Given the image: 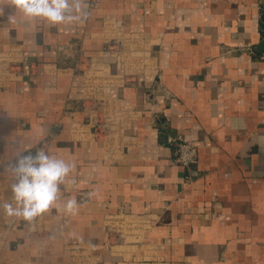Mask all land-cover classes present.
I'll use <instances>...</instances> for the list:
<instances>
[{
    "label": "crops",
    "instance_id": "1",
    "mask_svg": "<svg viewBox=\"0 0 264 264\" xmlns=\"http://www.w3.org/2000/svg\"><path fill=\"white\" fill-rule=\"evenodd\" d=\"M87 3L51 25L0 0V64L33 66L0 71V204L18 153L75 163L55 209H0V264H264V0Z\"/></svg>",
    "mask_w": 264,
    "mask_h": 264
},
{
    "label": "clouds",
    "instance_id": "2",
    "mask_svg": "<svg viewBox=\"0 0 264 264\" xmlns=\"http://www.w3.org/2000/svg\"><path fill=\"white\" fill-rule=\"evenodd\" d=\"M28 19H40L51 25L85 22L90 13L87 0H7ZM14 173L10 189L13 203L4 202L0 209L9 217L32 222L40 215L55 209L75 163L49 155L43 148L33 154L18 153L10 164ZM64 211L76 215L80 205L76 197L68 198Z\"/></svg>",
    "mask_w": 264,
    "mask_h": 264
},
{
    "label": "built area",
    "instance_id": "3",
    "mask_svg": "<svg viewBox=\"0 0 264 264\" xmlns=\"http://www.w3.org/2000/svg\"><path fill=\"white\" fill-rule=\"evenodd\" d=\"M120 42L105 41L102 47L103 53L112 57H118L122 49H120ZM1 62V61H0ZM0 64V71H10L14 77H25L32 72V65L28 61L18 63ZM94 129L98 131L103 126L100 122H94ZM107 126V125H106ZM174 144L173 161L178 166L184 169H190L195 164L197 158V150L191 142L185 140L182 136H177L171 141Z\"/></svg>",
    "mask_w": 264,
    "mask_h": 264
}]
</instances>
